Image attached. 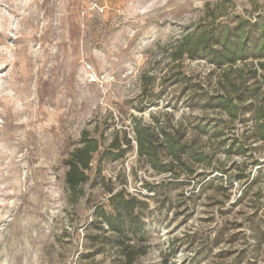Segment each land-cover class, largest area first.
Segmentation results:
<instances>
[{"label": "rangeland", "instance_id": "rangeland-1", "mask_svg": "<svg viewBox=\"0 0 264 264\" xmlns=\"http://www.w3.org/2000/svg\"><path fill=\"white\" fill-rule=\"evenodd\" d=\"M261 14L264 0H0V264H264V142L250 140V158L228 157L190 129L226 115L185 105L192 93L166 83L181 72L219 89L206 61L173 69V46L205 19ZM154 118L188 127L190 142L215 151L212 165L158 175L133 141L121 160L95 155L89 181L67 188L85 132L104 152L124 132L133 139L134 120ZM253 128L236 123L227 144ZM242 165L250 178H237ZM121 191L139 202V233L93 225Z\"/></svg>", "mask_w": 264, "mask_h": 264}, {"label": "trees", "instance_id": "trees-1", "mask_svg": "<svg viewBox=\"0 0 264 264\" xmlns=\"http://www.w3.org/2000/svg\"><path fill=\"white\" fill-rule=\"evenodd\" d=\"M170 57L173 69L178 67L177 62L188 59L206 61L214 71L221 72L219 89L216 88L213 92L210 84L206 87L202 82L193 83L192 78L181 72L176 75L172 72L166 83L170 87L183 84L185 93H192L185 105L191 108L199 105L205 111H218L226 115V119L221 120L202 119L194 124L190 122V129L196 136H209L228 157L237 155L250 158V140L253 138L264 142V14L254 19L245 16L226 21H219L218 17L205 19L182 34L173 46ZM238 64H243V67L238 68ZM258 70L262 74H258ZM248 115L250 120L246 118ZM247 121L254 124L251 133L239 139L234 137L228 145L226 131H232L238 122ZM132 132L133 139L124 132L123 140L114 139L104 152H100V141L85 132L81 139L82 145L68 161L67 188L75 191L89 181L95 155L100 153V163L103 160H121L133 148V141L141 161L156 174L171 175L175 180L183 175L193 177L196 173L195 165L211 166L215 159V151L209 154L202 146L196 147L195 140L189 141L188 127L183 124L164 126L157 118H154V124L134 120ZM254 165L262 166L260 161L254 162ZM248 168L247 165L238 166L241 174L237 178H250ZM214 170L222 174L227 171L222 165ZM147 188L151 192L156 190L153 186ZM138 204L136 198L125 191L118 192L110 198V206L114 212L108 214L98 210L96 219L100 222L93 225H100L99 228L102 229L101 224H107L110 231L119 236L129 232L139 233L142 228L137 224L139 217L135 216Z\"/></svg>", "mask_w": 264, "mask_h": 264}]
</instances>
